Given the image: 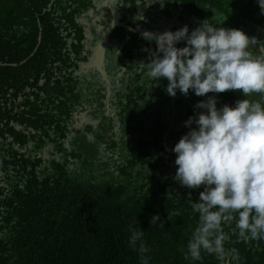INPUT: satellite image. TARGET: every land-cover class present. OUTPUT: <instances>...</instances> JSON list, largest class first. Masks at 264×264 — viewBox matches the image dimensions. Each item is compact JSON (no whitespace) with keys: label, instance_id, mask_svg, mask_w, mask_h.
I'll use <instances>...</instances> for the list:
<instances>
[{"label":"flooded vegetation","instance_id":"obj_1","mask_svg":"<svg viewBox=\"0 0 264 264\" xmlns=\"http://www.w3.org/2000/svg\"><path fill=\"white\" fill-rule=\"evenodd\" d=\"M231 8L230 0H0V255L11 249L24 203L72 179L119 177L142 142L141 177L151 178V162L163 169L186 96H169L166 79L150 84L138 70L149 62L142 49L156 47L141 33L185 25L190 33L208 19L264 48L260 25Z\"/></svg>","mask_w":264,"mask_h":264},{"label":"clouds","instance_id":"obj_2","mask_svg":"<svg viewBox=\"0 0 264 264\" xmlns=\"http://www.w3.org/2000/svg\"><path fill=\"white\" fill-rule=\"evenodd\" d=\"M156 2L147 0L148 5ZM257 4L264 15V0ZM141 37L156 47L155 51L142 49L148 52L149 62L140 61L138 70L150 84L166 79L169 96L175 97L177 90L184 96L191 91L197 97L237 90L246 97L259 94V100L238 99L232 106L219 108L215 95L198 101L194 108L200 111L184 122L189 130L172 148L174 179L189 190L204 186L199 202L189 199L199 218L185 259L200 260L203 249L217 254L221 264H228V256L238 260L236 249L225 252L223 247L224 224L235 223L240 240H264V48L260 45L259 54L253 55L254 37L240 29L215 27L208 19L190 33L185 25L160 34L144 31ZM181 41L185 46L176 47ZM119 54L116 51V57ZM159 219L152 216L150 224ZM143 233L133 230L130 245ZM146 251L141 244L140 252Z\"/></svg>","mask_w":264,"mask_h":264},{"label":"trees","instance_id":"obj_3","mask_svg":"<svg viewBox=\"0 0 264 264\" xmlns=\"http://www.w3.org/2000/svg\"><path fill=\"white\" fill-rule=\"evenodd\" d=\"M230 5L236 12L241 9L247 22L259 24L264 31V15L260 14L257 0H230ZM235 21H240L239 15ZM252 27L255 31L256 26ZM213 95L218 108L232 106L228 91L205 97L189 91L186 99H178L184 104L178 118V141L189 130L184 122L200 111L194 105ZM144 147L140 143V152L135 150L133 154L135 163L119 172L121 178L111 172L109 179L101 181L72 179L73 184L46 193L39 202L24 203L17 224L20 229L11 236V249L6 248L0 255V264H221L217 254L203 249L200 260L190 256L185 259L199 218L189 206V199L199 202L204 186L189 190L174 179L173 145L172 158L166 157L163 169L149 163L153 172L145 182L141 177ZM157 148L162 149L159 143ZM154 215L160 219L150 224ZM138 228L144 233L134 246L130 245L132 232ZM223 231L227 237L223 243L225 252L236 249L239 253L238 260L228 256V264H264V240H240L235 223L224 224ZM141 244L146 252H140Z\"/></svg>","mask_w":264,"mask_h":264},{"label":"rangeland","instance_id":"obj_4","mask_svg":"<svg viewBox=\"0 0 264 264\" xmlns=\"http://www.w3.org/2000/svg\"><path fill=\"white\" fill-rule=\"evenodd\" d=\"M230 100H228L229 104L233 105L234 102L237 100L236 98H233V96L231 95V97H228ZM242 99H247L246 96H241ZM255 100V99H253Z\"/></svg>","mask_w":264,"mask_h":264},{"label":"water","instance_id":"obj_5","mask_svg":"<svg viewBox=\"0 0 264 264\" xmlns=\"http://www.w3.org/2000/svg\"><path fill=\"white\" fill-rule=\"evenodd\" d=\"M179 43H184V41H181V42H179ZM255 45H257L258 46V49L260 48V45H261V43L260 42H258V41H256V44ZM261 48H263L262 47V45H261Z\"/></svg>","mask_w":264,"mask_h":264}]
</instances>
